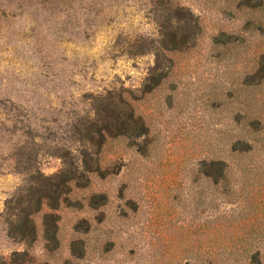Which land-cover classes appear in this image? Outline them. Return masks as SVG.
<instances>
[{
	"label": "rangeland",
	"instance_id": "374dc122",
	"mask_svg": "<svg viewBox=\"0 0 264 264\" xmlns=\"http://www.w3.org/2000/svg\"><path fill=\"white\" fill-rule=\"evenodd\" d=\"M44 177L74 181L51 251L45 206L8 236ZM3 262L264 264V0H0Z\"/></svg>",
	"mask_w": 264,
	"mask_h": 264
},
{
	"label": "trees",
	"instance_id": "16d2710c",
	"mask_svg": "<svg viewBox=\"0 0 264 264\" xmlns=\"http://www.w3.org/2000/svg\"><path fill=\"white\" fill-rule=\"evenodd\" d=\"M134 111L130 112L129 119L127 121H121L123 119L122 116H119L116 121L117 126L124 127L127 130L131 128V124L134 123ZM116 126V125H115ZM111 124L109 122H105L104 125L99 128L96 131V134L99 137V149L106 145L109 139H115L119 136H122L121 133H115L113 134L111 130ZM252 150V145H249L248 143H240L237 142L234 145H232L231 151L240 154V153H248ZM211 165H217L218 166V172L217 177L218 179H223L226 176V169L228 168L226 163L222 161L218 162H210ZM95 172L100 171L101 164L99 162V159L96 160L95 163ZM16 170L19 173H25L27 174L29 167H17ZM37 172V170H36ZM206 176H210L208 173H206ZM61 179V178H60ZM57 180H52V178H42L40 182L36 183L37 187L31 190V196L33 201L28 202V208L21 209L19 215H16L15 224H11L9 227V234L8 236L11 239L18 240L19 242H22L26 245L33 243L37 239L38 235V229L37 225L34 221V216L37 215L43 208V206L49 208L54 213L51 214H45L43 216V222H42V236L43 241L45 243L44 248L47 251H51L54 248L57 247V240H56V231L58 229L57 222L59 221V216L55 214V212L60 209L63 206H66L67 204V194L71 192L70 185L74 182L73 179H67L62 178L60 182H56ZM99 198L103 201H105V196L103 194H94L91 199L89 200V203L92 205V200ZM104 204V203H102ZM81 223L86 224V230H88V223L85 220H82ZM88 225V226H87ZM74 245L73 242L70 247L71 255H75L74 251ZM23 256H26L24 253ZM81 256V254L79 255ZM3 264H6L3 262ZM19 264V263H18ZM21 264V263H20Z\"/></svg>",
	"mask_w": 264,
	"mask_h": 264
}]
</instances>
